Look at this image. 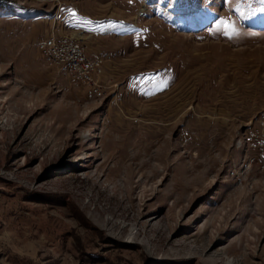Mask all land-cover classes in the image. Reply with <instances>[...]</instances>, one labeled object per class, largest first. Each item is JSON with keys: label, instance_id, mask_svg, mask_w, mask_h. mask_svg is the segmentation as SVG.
I'll return each instance as SVG.
<instances>
[{"label": "rangeland", "instance_id": "rangeland-1", "mask_svg": "<svg viewBox=\"0 0 264 264\" xmlns=\"http://www.w3.org/2000/svg\"><path fill=\"white\" fill-rule=\"evenodd\" d=\"M3 3L0 264H264L245 144L264 114V0ZM62 35L104 60L101 95L44 60Z\"/></svg>", "mask_w": 264, "mask_h": 264}, {"label": "built area", "instance_id": "built-area-1", "mask_svg": "<svg viewBox=\"0 0 264 264\" xmlns=\"http://www.w3.org/2000/svg\"><path fill=\"white\" fill-rule=\"evenodd\" d=\"M39 48L48 65L64 68L75 82L83 85L89 99L102 94L105 62L100 57L90 59L87 47L76 35L52 36ZM245 144L255 155L251 162L264 172V114L246 129Z\"/></svg>", "mask_w": 264, "mask_h": 264}, {"label": "bare ground", "instance_id": "bare-ground-1", "mask_svg": "<svg viewBox=\"0 0 264 264\" xmlns=\"http://www.w3.org/2000/svg\"><path fill=\"white\" fill-rule=\"evenodd\" d=\"M77 207V206H76ZM79 210V209H78ZM90 229H97L92 222L89 224ZM213 262V256L211 254L203 256V263L204 264H212Z\"/></svg>", "mask_w": 264, "mask_h": 264}, {"label": "trees", "instance_id": "trees-1", "mask_svg": "<svg viewBox=\"0 0 264 264\" xmlns=\"http://www.w3.org/2000/svg\"><path fill=\"white\" fill-rule=\"evenodd\" d=\"M0 12H3V13H5V12H13V10L8 9L6 7V5L3 3L2 5H0ZM73 205L75 206L74 203H73ZM86 223H88V222L86 221ZM88 226H89V223H88Z\"/></svg>", "mask_w": 264, "mask_h": 264}, {"label": "snow or ice", "instance_id": "snow-or-ice-1", "mask_svg": "<svg viewBox=\"0 0 264 264\" xmlns=\"http://www.w3.org/2000/svg\"><path fill=\"white\" fill-rule=\"evenodd\" d=\"M225 35H228V33L226 32Z\"/></svg>", "mask_w": 264, "mask_h": 264}]
</instances>
